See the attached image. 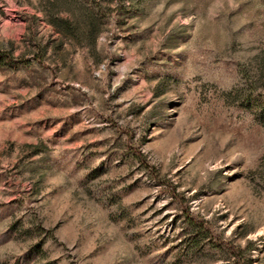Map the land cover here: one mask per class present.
<instances>
[{"label": "rangeland", "instance_id": "rangeland-1", "mask_svg": "<svg viewBox=\"0 0 264 264\" xmlns=\"http://www.w3.org/2000/svg\"><path fill=\"white\" fill-rule=\"evenodd\" d=\"M0 50V264H264V0H0Z\"/></svg>", "mask_w": 264, "mask_h": 264}, {"label": "trees", "instance_id": "trees-1", "mask_svg": "<svg viewBox=\"0 0 264 264\" xmlns=\"http://www.w3.org/2000/svg\"><path fill=\"white\" fill-rule=\"evenodd\" d=\"M15 64H17V61L9 53L0 50V68L14 66ZM190 220L193 222L192 219Z\"/></svg>", "mask_w": 264, "mask_h": 264}]
</instances>
